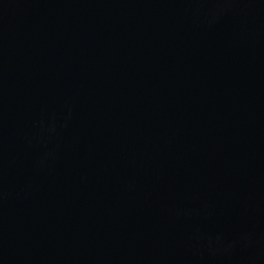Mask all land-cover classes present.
Segmentation results:
<instances>
[{
	"label": "water",
	"instance_id": "obj_1",
	"mask_svg": "<svg viewBox=\"0 0 264 264\" xmlns=\"http://www.w3.org/2000/svg\"><path fill=\"white\" fill-rule=\"evenodd\" d=\"M0 264H264V0H0Z\"/></svg>",
	"mask_w": 264,
	"mask_h": 264
}]
</instances>
